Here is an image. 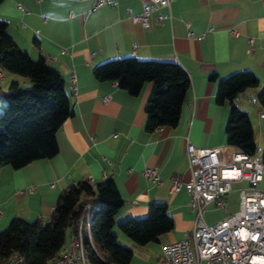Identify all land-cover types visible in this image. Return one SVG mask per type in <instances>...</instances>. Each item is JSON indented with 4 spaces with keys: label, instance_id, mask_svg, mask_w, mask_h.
Listing matches in <instances>:
<instances>
[{
    "label": "crops",
    "instance_id": "crops-1",
    "mask_svg": "<svg viewBox=\"0 0 264 264\" xmlns=\"http://www.w3.org/2000/svg\"><path fill=\"white\" fill-rule=\"evenodd\" d=\"M144 1L109 0L98 6L97 0L0 1L8 34L30 56L43 55L62 74L72 108L56 133L58 150L53 156L20 168L0 167V229L16 216L29 222L47 220L65 187L109 177L123 199L115 223L144 216L150 202L166 203L173 228L155 241L161 257L162 245L183 238L193 225L188 194L183 188L169 193L172 175L188 177L186 143L220 146L227 157L240 152L226 139L229 106L215 100L217 81L249 69L258 77L256 89L264 85V0H172L170 18L148 27L127 15L140 13ZM123 56L174 61L187 72L190 85L175 126L145 129L151 81L130 94L115 81L94 78L95 65ZM211 73L215 80L209 78ZM5 74L0 71V90L11 80L24 83L17 74ZM105 96L109 98L103 101ZM237 103L249 116L254 154L261 159L264 110L251 88L238 95ZM148 166L156 168L159 184L143 175ZM247 185L243 179L233 181L223 196L224 208L208 206L219 208L226 218L237 210L239 190ZM20 190L24 192L18 194ZM113 232L118 234L114 228Z\"/></svg>",
    "mask_w": 264,
    "mask_h": 264
},
{
    "label": "trees",
    "instance_id": "trees-1",
    "mask_svg": "<svg viewBox=\"0 0 264 264\" xmlns=\"http://www.w3.org/2000/svg\"><path fill=\"white\" fill-rule=\"evenodd\" d=\"M6 24L0 18V71L19 75L24 83L11 80L0 90V167L20 168L57 152L56 133L72 108L62 74L43 55L33 58L20 48L8 34ZM92 74L96 80L117 82L130 94H137L145 82L153 83L144 106L147 131L173 127L179 121L190 80L178 63L123 56L95 65ZM209 78L215 80L216 74L211 73ZM257 85L258 77L249 69L233 71L217 81L215 100L229 106L227 142L246 154L255 153L256 143L249 116L239 107L237 97L251 88L264 110V85L256 89ZM261 160L264 162V147ZM86 203L92 206L89 239L83 233L89 264H130L132 250L120 245L113 232L114 214L123 199L109 177L97 183L78 180L65 187L47 220L29 222L18 216L9 220L0 230V264L12 252L21 255L25 264H48L76 233ZM117 228L133 242L145 245L170 231L173 218L165 202L154 201L148 204L144 216L126 217L117 223Z\"/></svg>",
    "mask_w": 264,
    "mask_h": 264
},
{
    "label": "built area",
    "instance_id": "built-area-1",
    "mask_svg": "<svg viewBox=\"0 0 264 264\" xmlns=\"http://www.w3.org/2000/svg\"><path fill=\"white\" fill-rule=\"evenodd\" d=\"M109 0H97L100 5ZM172 0H145L140 13L127 11L129 19L143 27L156 25L170 18ZM21 10L24 8L20 7ZM188 35H194L188 30ZM203 33L196 35L202 37ZM65 53V50H61ZM74 81V75H71ZM109 96H105V101ZM188 177L183 180L172 175L169 193L183 188L188 194L187 205L194 212L193 225L187 235L161 247L162 264H264V163L255 154L232 152L228 157L222 147L185 145ZM143 175L154 183L161 182L155 167L148 166ZM246 180L248 185L239 190L237 210L226 218L206 223L204 209L214 204L224 208V194L233 181ZM89 182L91 179L87 178ZM52 186V185H50ZM29 187L28 191H32ZM20 190L18 194H22ZM91 203L83 206L76 233L70 235L60 254L48 264H89L83 245V233L89 239ZM4 264H25L16 252L9 253Z\"/></svg>",
    "mask_w": 264,
    "mask_h": 264
},
{
    "label": "rangeland",
    "instance_id": "rangeland-1",
    "mask_svg": "<svg viewBox=\"0 0 264 264\" xmlns=\"http://www.w3.org/2000/svg\"><path fill=\"white\" fill-rule=\"evenodd\" d=\"M1 73L3 76H6L5 73L8 72L1 70ZM2 83H4V81H1L0 79V84ZM2 103L3 100L0 97V110L2 108ZM224 214L225 213L222 212L219 208H216L214 206H208L204 211L203 217L206 223H211L220 218L225 217ZM114 229L118 231V234L115 233L117 236V242L120 245L127 246L132 250L130 264H162V261L160 259L159 245L156 242H149L145 245H139L130 240L125 234H123L119 229H117V222L115 223Z\"/></svg>",
    "mask_w": 264,
    "mask_h": 264
}]
</instances>
